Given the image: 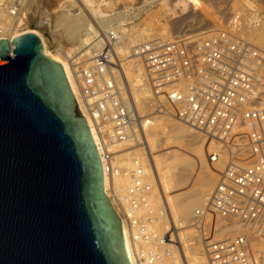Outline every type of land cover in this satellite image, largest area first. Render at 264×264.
<instances>
[{
  "label": "built area",
  "instance_id": "built-area-1",
  "mask_svg": "<svg viewBox=\"0 0 264 264\" xmlns=\"http://www.w3.org/2000/svg\"><path fill=\"white\" fill-rule=\"evenodd\" d=\"M20 1L0 0V14L15 16ZM4 32L0 29V35ZM240 32L237 21L200 36L148 41L137 50L145 65L150 108L201 133L207 150L214 148L208 163L220 179L192 219L204 237L209 264H264V52ZM101 40L102 53L77 74L75 97L96 134L104 172L114 178L123 172L115 148L127 141L144 147L151 121L117 81V35L110 32ZM221 163L225 168L218 171L215 165ZM125 173L131 186L122 198L113 189V205L132 241L141 246L138 264H161L163 246L172 240L153 229V218L140 220L151 191L145 169L137 162ZM233 225L237 229L226 239H217Z\"/></svg>",
  "mask_w": 264,
  "mask_h": 264
},
{
  "label": "water",
  "instance_id": "water-1",
  "mask_svg": "<svg viewBox=\"0 0 264 264\" xmlns=\"http://www.w3.org/2000/svg\"><path fill=\"white\" fill-rule=\"evenodd\" d=\"M0 264H131L87 120L32 32L0 40Z\"/></svg>",
  "mask_w": 264,
  "mask_h": 264
},
{
  "label": "bare ground",
  "instance_id": "bare-ground-1",
  "mask_svg": "<svg viewBox=\"0 0 264 264\" xmlns=\"http://www.w3.org/2000/svg\"><path fill=\"white\" fill-rule=\"evenodd\" d=\"M149 1L153 2L154 0ZM189 1L192 4H199L198 0ZM84 2L91 9L102 34L93 25L87 23L81 14H72L68 24L71 42L69 47L64 49L60 44L49 41L40 32L43 27H46L45 24L33 18L27 22L23 20L18 22L16 21V16L1 13L0 29L6 32L1 34L0 38L11 42L14 38L30 32L37 34L41 38L45 54L62 65L72 93L77 95L76 80L80 65H91L94 59L103 51L101 37L107 33L114 32L117 35L113 52V57L117 58V81L121 87L124 86L130 90L139 111L146 112L150 110L152 103L150 88L145 78V65L142 59L139 58L137 50L138 47L152 38L151 33L147 30H127L123 24L113 28L114 26H111V23L115 19L114 17L121 14V12L107 14L99 10L97 0H84ZM166 39H169V34L164 32L161 33L159 38L150 41H165ZM251 39L257 42L260 45V48H258L262 50L264 47V26L261 31L251 35ZM13 49L14 46L11 45L10 54H12ZM78 55L80 57L76 58ZM153 118L152 129L146 133V141L143 148L131 150L139 145L138 142L134 143L132 141L119 144L115 148V161L123 169V172L114 178L104 172L105 191L107 196L113 199L111 189L115 190L116 187L118 189L116 190L117 197L122 198L131 186V180L125 172L134 169L137 166V162H140L145 169L146 181L151 186L148 196L149 203L139 211L140 220L145 222L147 218H153V229L160 235H169L172 229L171 218L176 225L182 228L184 225L186 227L191 221L195 210L204 206L211 196L215 178L202 173L205 172L203 171V166L208 161L207 154L213 152L214 148L210 147L207 150L206 147L204 150L202 143L199 147L192 148L191 152H187L191 155V158L176 149L161 153V148L168 144H172V147L176 148V144L181 140H185V146H189L191 143L204 142L205 139L188 126L182 123H173L172 119L165 115H158ZM87 123L95 144H97L96 134L91 127V123L90 121H87ZM170 123L174 124L172 128L168 127ZM197 161L201 164L199 171ZM220 166V169H223L224 165L222 163ZM197 173L200 175L194 181V176ZM190 184H193L194 188L190 195H172L176 189L189 186ZM112 199L111 201L114 204L115 200ZM122 222L128 258L131 264H138L136 253L139 252L141 246L139 243L132 241L131 231L127 227L126 221L122 219ZM233 229L223 230L219 235L221 237L228 235L231 231H234ZM191 235V232H178L179 241L182 244L181 248H179L171 234V243H166L163 246L165 254L161 264H182V252L186 256L188 264H209L202 245L194 242Z\"/></svg>",
  "mask_w": 264,
  "mask_h": 264
},
{
  "label": "rangeland",
  "instance_id": "rangeland-1",
  "mask_svg": "<svg viewBox=\"0 0 264 264\" xmlns=\"http://www.w3.org/2000/svg\"><path fill=\"white\" fill-rule=\"evenodd\" d=\"M198 1L199 4H192L189 0H154L153 2L149 0H97V6L99 10L107 14H117L121 12V14L114 17L115 19L111 23V26H114L113 28L117 27L119 24H123L127 30H147L152 35V38L148 39L149 41L159 38L161 33L164 32L169 34V39L165 41L188 36H200L212 30H226L232 23L238 21L241 25L240 37L257 48L260 46L251 39V35L261 31L264 26V0ZM20 5L21 7H19L17 11H14L17 17L16 21L19 22V20H23L27 22L33 18L45 24L46 27H43L40 32L44 34L49 41L60 44L64 49H67L71 42L68 24L72 14H81L87 23L93 25V27L102 34L96 18L93 16L91 9L84 0H21ZM101 38H104V35ZM261 51L264 52V47ZM78 57H80V55L76 56V58ZM116 59L115 57V60ZM89 65L90 64H82L78 70L80 71L81 68ZM140 114L149 119L151 123L154 122V116L161 115L158 112H154L151 108L146 112L140 111ZM165 116L171 118L173 123H181L172 116ZM173 126L174 124L172 123L168 125L169 128ZM151 129L152 124L149 125L147 132ZM193 131L203 137L201 133L195 130ZM202 143L203 149L205 150L207 147L206 140L204 142H197V144L191 143L189 146H185V140H181L176 144V148H173L172 144L163 146L161 148V153L176 149L191 158V155L187 152H191L192 148L199 147ZM140 148L143 147L137 146L131 150ZM197 165L199 171L201 167L200 162L197 161ZM215 167L218 171H223L225 168L224 166L223 169H220V164H216ZM203 171L205 172L202 174L211 175L215 178V185L213 187L215 189L220 178L217 172H214L210 168L208 161L207 164L203 166ZM199 175L197 173V175L194 176V181ZM116 190L118 189L115 187L114 191L117 195ZM193 191V184H190L189 186L176 189L173 191L172 195L187 196ZM111 193H113V189H111ZM192 219L193 216L188 224L189 226L187 225L184 227V225L182 228L176 225L171 218L172 229L169 236L172 234L177 247L181 248L182 244L179 241L178 232H191V236L194 239L193 241L202 245L206 257H208L204 237L197 232L196 228L193 226ZM235 227L236 226L233 225L230 229L232 230L234 228L233 230H235ZM229 235L230 234L224 235L223 237L219 235L217 239L224 240ZM182 254L181 263L188 264L186 256L183 252Z\"/></svg>",
  "mask_w": 264,
  "mask_h": 264
}]
</instances>
